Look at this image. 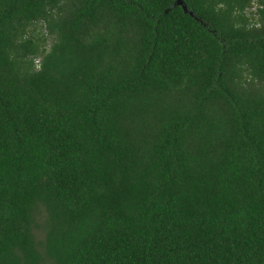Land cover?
I'll use <instances>...</instances> for the list:
<instances>
[{"label":"trees","instance_id":"trees-1","mask_svg":"<svg viewBox=\"0 0 264 264\" xmlns=\"http://www.w3.org/2000/svg\"><path fill=\"white\" fill-rule=\"evenodd\" d=\"M185 3L0 0V264H264V0Z\"/></svg>","mask_w":264,"mask_h":264},{"label":"water","instance_id":"water-1","mask_svg":"<svg viewBox=\"0 0 264 264\" xmlns=\"http://www.w3.org/2000/svg\"><path fill=\"white\" fill-rule=\"evenodd\" d=\"M176 2H177V5L183 6L186 12H189L190 14L198 18V16L192 10L189 9L188 5L185 3V0H176Z\"/></svg>","mask_w":264,"mask_h":264},{"label":"rangeland","instance_id":"rangeland-1","mask_svg":"<svg viewBox=\"0 0 264 264\" xmlns=\"http://www.w3.org/2000/svg\"><path fill=\"white\" fill-rule=\"evenodd\" d=\"M255 4V6L253 7V10H255V8L257 7V4L256 3H254ZM51 41H52V38L50 37L49 38V43H51Z\"/></svg>","mask_w":264,"mask_h":264}]
</instances>
